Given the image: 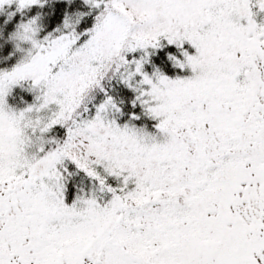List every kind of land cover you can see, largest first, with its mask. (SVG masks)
<instances>
[{
	"label": "snow or ice",
	"instance_id": "1",
	"mask_svg": "<svg viewBox=\"0 0 264 264\" xmlns=\"http://www.w3.org/2000/svg\"><path fill=\"white\" fill-rule=\"evenodd\" d=\"M0 264H264V0H0Z\"/></svg>",
	"mask_w": 264,
	"mask_h": 264
}]
</instances>
